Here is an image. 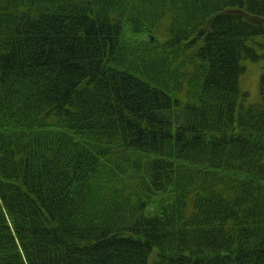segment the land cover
<instances>
[{
    "label": "trees",
    "instance_id": "trees-1",
    "mask_svg": "<svg viewBox=\"0 0 264 264\" xmlns=\"http://www.w3.org/2000/svg\"><path fill=\"white\" fill-rule=\"evenodd\" d=\"M261 39L264 0H0V264H264Z\"/></svg>",
    "mask_w": 264,
    "mask_h": 264
},
{
    "label": "rangeland",
    "instance_id": "rangeland-1",
    "mask_svg": "<svg viewBox=\"0 0 264 264\" xmlns=\"http://www.w3.org/2000/svg\"><path fill=\"white\" fill-rule=\"evenodd\" d=\"M168 16L169 15H167V17ZM170 19L171 17L166 18L163 25L169 24ZM152 39L154 40V36H152ZM262 41H264V39ZM259 52L264 53V47L263 49L259 50ZM263 65L264 60L258 62L248 60L247 65L245 64V71L240 77V88L243 92L248 93L246 100L247 104H259L262 101L260 80L263 71Z\"/></svg>",
    "mask_w": 264,
    "mask_h": 264
}]
</instances>
